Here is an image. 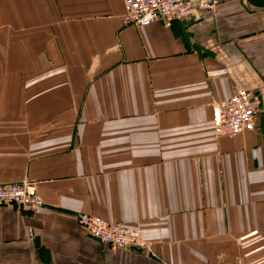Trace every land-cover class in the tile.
<instances>
[{
  "label": "crops",
  "instance_id": "crops-1",
  "mask_svg": "<svg viewBox=\"0 0 264 264\" xmlns=\"http://www.w3.org/2000/svg\"><path fill=\"white\" fill-rule=\"evenodd\" d=\"M123 14L0 0V185L42 201L0 206V264H264V0L170 28ZM240 89L254 130L214 136L213 106ZM78 214L139 227L150 251L97 241Z\"/></svg>",
  "mask_w": 264,
  "mask_h": 264
},
{
  "label": "built area",
  "instance_id": "built-area-1",
  "mask_svg": "<svg viewBox=\"0 0 264 264\" xmlns=\"http://www.w3.org/2000/svg\"><path fill=\"white\" fill-rule=\"evenodd\" d=\"M218 0H124L123 26L143 28L160 22L165 28L173 23L198 20L212 12ZM256 99L244 89L213 106L212 125L216 137H232L255 127ZM0 206L33 213L42 206L36 185L27 180L0 185ZM80 228L90 237L115 250L148 252L149 244L139 227L105 222L86 214H78Z\"/></svg>",
  "mask_w": 264,
  "mask_h": 264
},
{
  "label": "rangeland",
  "instance_id": "rangeland-1",
  "mask_svg": "<svg viewBox=\"0 0 264 264\" xmlns=\"http://www.w3.org/2000/svg\"><path fill=\"white\" fill-rule=\"evenodd\" d=\"M25 30L27 31V30H30V29H29V28H26ZM25 30H24V31H25Z\"/></svg>",
  "mask_w": 264,
  "mask_h": 264
}]
</instances>
